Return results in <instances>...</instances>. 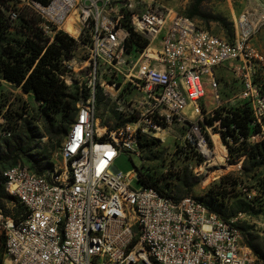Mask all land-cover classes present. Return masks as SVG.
Instances as JSON below:
<instances>
[{"label": "built area", "instance_id": "2783aa9c", "mask_svg": "<svg viewBox=\"0 0 264 264\" xmlns=\"http://www.w3.org/2000/svg\"><path fill=\"white\" fill-rule=\"evenodd\" d=\"M11 20L24 10L38 17L47 46L60 32L91 39L87 60L63 57L68 86L78 71L88 77L122 74L137 91L135 127H100L95 92L78 110L58 152L64 165L39 173L30 163L2 170L7 192L24 212L0 206V236L9 264H264L246 241L237 218H223L199 198H175L152 187L136 189L139 168L115 170L123 152L142 156L140 139L174 123L201 148L206 136L190 115L213 90L220 100L218 69L228 64L243 82L242 97L264 138V95L252 76L256 51L246 14L230 39L173 10L135 11L128 0H10ZM133 33L147 39L131 57ZM127 66L128 71L122 68ZM118 76V75H117ZM207 142V141H206ZM202 151V149H201ZM203 153V152H202ZM204 154V153H203ZM253 200L254 194L247 193ZM264 199V198H263Z\"/></svg>", "mask_w": 264, "mask_h": 264}, {"label": "rangeland", "instance_id": "374dc122", "mask_svg": "<svg viewBox=\"0 0 264 264\" xmlns=\"http://www.w3.org/2000/svg\"><path fill=\"white\" fill-rule=\"evenodd\" d=\"M129 1L135 11L153 6L193 17L204 28L230 39L237 33L240 16L246 14L252 31L250 42L256 51L251 61L252 76L264 95V0ZM11 5L12 2L6 0L0 7V55L4 46L22 50L19 43L30 34L24 19L36 16L33 11L24 10L21 13L23 19L11 20L7 13ZM139 35L142 43L148 42L141 34H137V37ZM76 41L75 49L67 58L87 60L90 37L84 35ZM138 46V43L130 45L129 56L138 55ZM122 69L128 71L126 65ZM62 70H65L63 65ZM121 75L113 73L110 76L109 73L90 78L78 71L67 92L75 94L79 90L83 96L80 101L87 99L92 91L95 92L94 104L100 127H107L108 130L133 129L135 125L132 122L139 114V109L134 105L137 91ZM217 75L220 100L217 101L213 90L208 88L206 96L198 102V109L190 115L206 136L207 142L203 140L201 148L188 136L192 122L174 123L159 133L146 136V140L152 143L142 149V156L123 152L115 161L116 167L123 172L142 167L143 173L156 180L171 196L192 195L215 206L223 216L237 218V225L247 240L264 255V138H252L260 129L257 124L253 125L248 137L238 135L234 139L231 136L223 137L227 129L219 120L210 123L209 120L218 114L225 117L231 115V111L249 106L241 95L243 82L234 67L223 65ZM75 108L78 105H70L68 115L66 112L54 114L34 92L25 91L0 71V156L19 147L25 153L18 156L17 162L31 164L33 161L40 168L64 165L58 152L65 140V131L72 124L69 117L71 114L75 117ZM261 143L259 149H253V146ZM12 162L0 164V174ZM132 186L139 189L142 183L136 178ZM5 191L8 193L7 189ZM248 192L254 194L253 200L247 198ZM1 204L14 216L24 212L12 198L3 197ZM2 243L3 240H0V249L4 251ZM0 264L9 263L4 259Z\"/></svg>", "mask_w": 264, "mask_h": 264}, {"label": "trees", "instance_id": "16d2710c", "mask_svg": "<svg viewBox=\"0 0 264 264\" xmlns=\"http://www.w3.org/2000/svg\"><path fill=\"white\" fill-rule=\"evenodd\" d=\"M6 0L0 1V7ZM45 1V0H44ZM201 0H198V2ZM36 15L35 13H33ZM189 17V16H188ZM23 19V17H21ZM193 18V17H191ZM1 15H0V27H1ZM26 29L30 32L27 34L26 39L19 43V49L15 50L12 46H4L2 54L0 55V71L10 81L21 85L25 91L34 92L36 97L46 103L47 109L54 113H63L70 108V105H78L83 96L79 90L75 94L67 92V85L62 81L60 74L62 70V59L67 57L75 49L77 41L65 32H60L56 36V41L47 46V40L45 39L41 29L38 26V17H29L24 19ZM139 44L138 48L146 46L147 42H141V36L137 37V33H133L131 44ZM130 44V45H131ZM84 95V94H83ZM85 97V96H84ZM71 99V102H70ZM71 103V104H70ZM78 108H75V116ZM71 111L69 110V115ZM68 115V113H67ZM75 118V117H74ZM74 118L69 117L70 123L74 121ZM219 120L221 125L224 126L227 131L223 133V137L231 136L236 139L238 135L242 137H248L254 123V116L250 105L244 109L231 111V115L222 117L220 114L214 116L209 121ZM68 130L65 131L67 134ZM146 136L140 139V145L142 149L149 147L150 140H146ZM261 144L253 146V149H259ZM23 148L15 147L8 154L0 156V164L13 160V163H17L19 155L24 154ZM10 164V165H11ZM32 168L37 172L42 173L46 168H40L35 162L31 163ZM7 167V166H6ZM139 180L145 187H152L157 189L160 193L171 196L165 191L156 180H153L150 176L143 173L142 167L139 168ZM5 179L0 174V206L1 199L3 197L12 198L15 197L6 193ZM173 197V196H172ZM180 198V197H175ZM202 201V199H200ZM211 210L216 211L223 218L220 211L213 205L203 201ZM20 205V204H19ZM23 208V206L21 205ZM24 210V209H23ZM3 240L4 251L0 249V262L5 259V238L0 237ZM248 244L252 247L254 252L260 257L264 258V255L256 249L246 238Z\"/></svg>", "mask_w": 264, "mask_h": 264}, {"label": "water", "instance_id": "95a60500", "mask_svg": "<svg viewBox=\"0 0 264 264\" xmlns=\"http://www.w3.org/2000/svg\"><path fill=\"white\" fill-rule=\"evenodd\" d=\"M115 170L117 171V170H119V169L116 167Z\"/></svg>", "mask_w": 264, "mask_h": 264}]
</instances>
